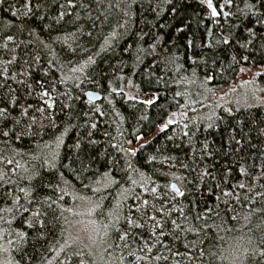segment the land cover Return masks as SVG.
<instances>
[{
	"label": "trees",
	"instance_id": "1",
	"mask_svg": "<svg viewBox=\"0 0 264 264\" xmlns=\"http://www.w3.org/2000/svg\"><path fill=\"white\" fill-rule=\"evenodd\" d=\"M26 2L0 4V98L18 101L0 124V264H264V9ZM245 68V97L217 106Z\"/></svg>",
	"mask_w": 264,
	"mask_h": 264
},
{
	"label": "snow or ice",
	"instance_id": "2",
	"mask_svg": "<svg viewBox=\"0 0 264 264\" xmlns=\"http://www.w3.org/2000/svg\"><path fill=\"white\" fill-rule=\"evenodd\" d=\"M227 2L230 3V0H227ZM4 3V0H0V4H3ZM69 3L72 4V0H69ZM74 6V5H73ZM33 5H32V2L31 0H27V2L25 3V8L30 12L31 9H32ZM35 7L37 9H39L40 5L39 4H36ZM209 7H212L211 3L209 2ZM247 8L249 9V12H251L253 15L256 14V12H259L260 9H264V0H252L251 3L247 4ZM214 16L217 15V12L216 10L213 8V13H212ZM13 15H15V13H13ZM62 15V14H61ZM257 23H262L264 22V12H260V14L257 16ZM249 34H250V37H255L257 34L255 31H251L249 30ZM9 40L12 39V37H8ZM258 39L260 41H264V35H261L258 37ZM224 43H228V40L225 39L224 40ZM249 43H251V40H249ZM244 45H242L243 47ZM260 47L262 49H264V43H261ZM37 57H34L33 59H36ZM15 59V57H14ZM242 59H247V57H242ZM11 62V61H10ZM25 63H27V60L24 61ZM0 76H2L4 78V80L6 81L7 79H9V77L5 74V73H0ZM207 79H211V77H207ZM78 86V85H77ZM11 91H14V90H10ZM43 95L44 96H48L49 93L47 91H44L43 92ZM145 103L147 104H151L152 103V100L149 99L147 101H145ZM18 104V101L17 100H13L11 99V96H9L7 99H4V98H0V124H3L4 128H7V124L4 123L5 121H7L9 119V117L11 116V112H12V109ZM49 107H52L51 104L48 105ZM30 107V106H29ZM37 111L39 112H43L44 109L43 108H37L36 109ZM22 115H27V108H23L22 109V112H21ZM34 119V118H33ZM15 122V121H13ZM93 128L96 127L95 124L92 125ZM13 134H15V129L12 130ZM10 135V132L8 130H3V129H0V136H3L5 138L9 137ZM21 135H23V133H21ZM20 136L17 135L16 136V139H19ZM231 139H235V137H232ZM236 145L237 147L240 146V141H236ZM134 151L133 150V154H134ZM9 163H11V161H9ZM241 171L243 172V169H241ZM240 187H244V185H240ZM20 191H25L23 188L20 189ZM154 191V189H153ZM183 193H181L182 195ZM145 203H147V201H145ZM199 218V217H197ZM152 219H155V217H152ZM186 219V218H185ZM36 223H40L41 226L43 227V224L41 223V221L39 220V218L37 217ZM129 223H131V221H129ZM173 225H175L178 229H180L181 231H189L190 229H184L182 228L181 225H177L176 221H172L171 222ZM126 236V234H125ZM125 236H121L120 239L123 240L125 239ZM252 257L254 259H258V258H264V250H260V251H255L253 250V252L251 253Z\"/></svg>",
	"mask_w": 264,
	"mask_h": 264
},
{
	"label": "rangeland",
	"instance_id": "3",
	"mask_svg": "<svg viewBox=\"0 0 264 264\" xmlns=\"http://www.w3.org/2000/svg\"><path fill=\"white\" fill-rule=\"evenodd\" d=\"M260 72V69H255V68H245L241 71V74L239 75L238 79L236 80V82L233 84L232 88L229 91H226L224 93H222L218 99H215V101L217 102V106L226 103L229 99H228V94L230 93V97L232 94H235V92H238V99H243L245 97L244 93H246L245 91L241 92L240 88L242 87L243 89L246 88L247 83H249L252 78ZM50 100V98H49ZM149 141V138H144V137H140L138 139V141L135 144H129L130 149L133 151H137V149L139 147H141L143 144L147 143ZM69 264H81L80 260H74Z\"/></svg>",
	"mask_w": 264,
	"mask_h": 264
},
{
	"label": "water",
	"instance_id": "4",
	"mask_svg": "<svg viewBox=\"0 0 264 264\" xmlns=\"http://www.w3.org/2000/svg\"><path fill=\"white\" fill-rule=\"evenodd\" d=\"M209 2L210 1H208V3ZM211 8L213 9L214 7L212 6ZM86 97H87V100L90 103H97V102H100L102 100V95L100 93L96 92V91H93V90L87 91ZM175 122H177L176 119H175ZM166 129H167V126L160 127V130H166ZM171 188H172L173 191H175L177 193H180L181 192L179 186L176 183H172Z\"/></svg>",
	"mask_w": 264,
	"mask_h": 264
},
{
	"label": "bare ground",
	"instance_id": "5",
	"mask_svg": "<svg viewBox=\"0 0 264 264\" xmlns=\"http://www.w3.org/2000/svg\"><path fill=\"white\" fill-rule=\"evenodd\" d=\"M14 60V59H13Z\"/></svg>",
	"mask_w": 264,
	"mask_h": 264
}]
</instances>
